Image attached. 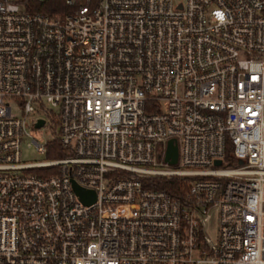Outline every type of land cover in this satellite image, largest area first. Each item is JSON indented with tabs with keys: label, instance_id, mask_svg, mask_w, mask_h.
Listing matches in <instances>:
<instances>
[{
	"label": "built area",
	"instance_id": "obj_1",
	"mask_svg": "<svg viewBox=\"0 0 264 264\" xmlns=\"http://www.w3.org/2000/svg\"><path fill=\"white\" fill-rule=\"evenodd\" d=\"M66 5L0 0V264H264V0Z\"/></svg>",
	"mask_w": 264,
	"mask_h": 264
},
{
	"label": "trees",
	"instance_id": "obj_2",
	"mask_svg": "<svg viewBox=\"0 0 264 264\" xmlns=\"http://www.w3.org/2000/svg\"><path fill=\"white\" fill-rule=\"evenodd\" d=\"M22 3L30 15H65L71 10L66 5V0H22ZM231 148L228 144V153ZM47 156L49 159H61L66 156L59 141L55 140L49 144ZM187 180L178 178H158L153 183L146 182L145 187L164 191L174 198L180 199L187 191Z\"/></svg>",
	"mask_w": 264,
	"mask_h": 264
},
{
	"label": "rangeland",
	"instance_id": "obj_3",
	"mask_svg": "<svg viewBox=\"0 0 264 264\" xmlns=\"http://www.w3.org/2000/svg\"><path fill=\"white\" fill-rule=\"evenodd\" d=\"M30 134L31 137L25 139L22 147L23 160L26 163L46 162L47 160H49L47 154L38 152L35 146L29 147L28 145L32 143V140H36L42 145L52 141L55 137V128L50 123L41 131L32 127L30 130ZM218 230V217L216 214H214L212 220L207 226L206 236L211 240L216 241L218 238Z\"/></svg>",
	"mask_w": 264,
	"mask_h": 264
},
{
	"label": "water",
	"instance_id": "obj_4",
	"mask_svg": "<svg viewBox=\"0 0 264 264\" xmlns=\"http://www.w3.org/2000/svg\"><path fill=\"white\" fill-rule=\"evenodd\" d=\"M44 125H45V121L41 120L36 125V128L40 129ZM178 158H179L178 147L173 141H171L169 143V147H168V152H167V156H166V162L169 163L170 165L174 166V165H176L178 163ZM241 164H242V162H241ZM217 165L220 166L221 162L218 161ZM75 189H76L78 195L80 196V198L85 203L91 204V203L95 202V194H94V192L83 190L81 188H78L77 186H75Z\"/></svg>",
	"mask_w": 264,
	"mask_h": 264
}]
</instances>
